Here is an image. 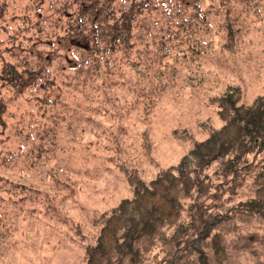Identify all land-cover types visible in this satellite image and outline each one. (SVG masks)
<instances>
[{
	"label": "rangeland",
	"instance_id": "rangeland-1",
	"mask_svg": "<svg viewBox=\"0 0 264 264\" xmlns=\"http://www.w3.org/2000/svg\"><path fill=\"white\" fill-rule=\"evenodd\" d=\"M144 1L107 55L89 51V19L106 27L134 0H0V264H264V210L248 207L264 200V151L239 175L228 158L191 171L182 207L126 250L115 212L133 182L221 130L229 96H264V0Z\"/></svg>",
	"mask_w": 264,
	"mask_h": 264
},
{
	"label": "trees",
	"instance_id": "trees-1",
	"mask_svg": "<svg viewBox=\"0 0 264 264\" xmlns=\"http://www.w3.org/2000/svg\"><path fill=\"white\" fill-rule=\"evenodd\" d=\"M224 5L226 4L224 3ZM146 6L144 0L140 2L134 0L130 9L123 13L120 20L108 24L106 27L91 17L89 21L92 28H97V36L94 37V46L89 51L100 52L102 50L103 53L107 51V55H111L119 51L120 46L124 43L125 45L129 44L132 36L133 18L136 17L137 11L143 14ZM79 21L80 24L83 23V20ZM123 47L126 48V46ZM95 65L96 67L101 65L100 60H96ZM9 68V71L5 70L6 73L9 72L6 78L15 88L24 89L20 73L14 66ZM33 74L35 72H31V75ZM220 114L226 122L224 127L214 131L207 140L196 143L178 166L162 172L149 186L141 180L133 182L134 199L124 201L121 205L122 209L117 210V212H121L120 216L117 217L115 212V220L118 223H123L124 230L128 224L130 225L128 232L124 234V243L127 252H130L131 255L133 243L156 230L163 223V219L170 220L166 214L168 205L173 209L177 206L182 207L181 196L178 197L179 193L183 192L184 195H188L195 187L191 171H202L214 162L228 158L225 171L235 172L234 175H239V172L248 166L246 156L254 152L260 154L264 151V96L260 97L253 106L248 107L237 106V100L233 102L232 97L229 96L228 100L225 99L220 103ZM200 176L201 173L199 181ZM259 177L264 178V173H261ZM248 207H251L252 211H263L264 200L262 198L254 199L248 204ZM112 220V217L109 218L107 225L102 229L93 257L94 255L98 256L104 249V240L107 234L115 233L116 229L113 228ZM201 264H207L206 260H202Z\"/></svg>",
	"mask_w": 264,
	"mask_h": 264
}]
</instances>
